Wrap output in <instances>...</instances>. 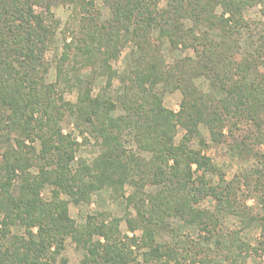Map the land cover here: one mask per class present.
I'll return each instance as SVG.
<instances>
[{
	"label": "trees",
	"instance_id": "trees-1",
	"mask_svg": "<svg viewBox=\"0 0 264 264\" xmlns=\"http://www.w3.org/2000/svg\"><path fill=\"white\" fill-rule=\"evenodd\" d=\"M70 2L75 0H0V264H69L63 257L68 238L85 250L79 264H245L251 246L223 226L221 214H239L231 196L243 179L250 184L252 176L227 183L211 157L191 149L188 138L176 144L175 137L179 126L198 135L201 122L209 124L217 142L226 137L225 129L233 135L239 122L248 127L245 138L234 139L232 147L255 155L258 175L251 181L249 197L259 195L264 208V71L258 61L263 57L264 62V43L263 50L258 49L263 55L238 58V38L247 28L244 12L264 5V0L109 1L108 21L99 23L91 13L87 22L81 19L79 60L85 63L83 70L91 67L110 81L117 78L122 96L118 101L93 96L82 87L85 78L79 74L76 105L62 102L46 82V53L60 26L51 9ZM162 2L166 4L160 8ZM217 6L224 10L221 16L215 13ZM35 7L44 13L37 14ZM89 7L86 12L92 3ZM186 21L191 23L188 28ZM154 32L174 48H194L198 59L165 65L152 50ZM129 43L138 58L134 67L119 74L111 62ZM199 77L213 80L216 96L195 86ZM159 85L182 90L178 114L163 107L155 93ZM119 109L122 115L111 116ZM66 114L75 116L85 141L88 132L102 148L93 161L80 159L76 169L72 164L80 144L63 132ZM125 133L151 157L139 158L126 150L120 139ZM33 166L38 173L30 171ZM149 184L157 187L155 194H145ZM126 185L135 189L130 197L137 218L130 221V230L142 229L141 236L122 235L116 223L89 224L77 231L63 195L78 203L103 187L123 191ZM46 186L52 187L50 200L42 196ZM207 198L216 202L215 211L200 207ZM170 219L205 235L199 241L176 239L177 232L168 227ZM12 228H23L26 235L9 240ZM166 232L174 234L172 243L164 240Z\"/></svg>",
	"mask_w": 264,
	"mask_h": 264
},
{
	"label": "rangeland",
	"instance_id": "rangeland-1",
	"mask_svg": "<svg viewBox=\"0 0 264 264\" xmlns=\"http://www.w3.org/2000/svg\"><path fill=\"white\" fill-rule=\"evenodd\" d=\"M109 1L112 0H75V2L60 4L51 9V13L54 15L55 19L60 22V26L56 31L53 46L46 53V62L49 69L46 82L55 87V96L57 98H62V102H67L71 105L77 104L79 97V74L81 77L83 76L85 78H81L83 80L82 87L84 90H92L93 96L104 94L111 97L114 101L116 99V101H118L122 96L121 93L118 92L121 90L120 88L122 85L117 78L110 81L107 76L98 75V72L95 73L89 66V68L83 70L85 63L79 60L80 22L83 21L81 19L83 18L87 22L90 19L89 14L91 13V17L97 18L99 23L108 21L112 17L111 7L108 4ZM89 3H92V9L91 11L89 10L90 12H86L90 9ZM165 4L166 3L162 2L160 8H163ZM35 11L37 14L44 13L41 7H35ZM215 13L221 16L224 10L221 6H217L215 8ZM243 17L247 24V28L242 31L238 38V58L243 56L251 57V55L256 58L259 56V53L263 55L261 51L258 52V49L261 48L263 50L261 45L264 43V5L249 7L244 12ZM185 25L188 28L191 23L186 21ZM204 31L202 28V32ZM151 37L154 43L152 45L153 52L160 53L165 65L169 67L177 66V64L182 65L184 62L183 60L187 58L194 60L198 59L197 52L194 48H188L186 50L181 49L180 46L174 48L175 46H173L169 40L157 39V32H154ZM66 44H71V47H67ZM158 47L160 51H156ZM199 51H202V48H200ZM65 54L67 55L66 58ZM137 58L138 52L135 45L129 43L122 50L118 59L111 62V67L119 74L123 73L134 67ZM262 59L263 57L258 60L260 61V71H264V62ZM80 71L81 73H79ZM194 84L203 94L216 96L218 93L213 87V80L208 77L196 78ZM155 93L161 99L164 108L175 114L181 111L183 92L179 87H165L159 85L155 88ZM59 103H61V101ZM120 115H122L120 109L111 114V116L114 117ZM74 117L75 116L66 114L61 122V127L64 134H70L72 139H75L80 144L76 154V160L72 164L76 169L80 159L91 162L98 156L102 148L99 140L97 141L93 136H90L88 132L85 133L88 140H84L79 129V122H77ZM262 121L264 124V117ZM247 128L239 122V126L233 130V135L229 134V131L225 129L224 134L226 137L224 139L221 138V140L217 142L213 139L209 124L206 122H201L199 124L198 135H191L187 133L186 129L179 126L176 132L175 143L178 144L183 138H188L189 147L211 157L227 183L234 181L238 177L242 178L245 175L252 176L255 182L257 181L256 177L258 175L255 172L258 168L255 155L244 152L241 154L236 148L233 149L232 147L235 144L234 139L242 141L245 138ZM120 139L122 146L137 157L146 159L151 157L150 153L141 152L138 149L136 143L129 137L128 133L121 135ZM27 145H30V143L27 142ZM34 146L38 151L41 150L40 141H36ZM2 152L3 150L0 147V163L2 162ZM30 171L36 174L38 173V168L33 166ZM213 178L215 183H217V177ZM252 179L250 178L248 181L250 184L247 183V180L243 179L241 185L235 187L236 189L233 192L235 193L234 196H231L233 201H235V206L239 214L225 212L221 214V220L223 226L227 230L238 232L242 240L249 243L251 246L249 258L245 264H264V208H262L261 204L257 201L259 195H252V198L249 197L252 193L249 192L253 185V182H251ZM19 184L17 180L14 184L15 188H18ZM134 190L135 189L130 185H126L123 191L103 187L98 192L88 195L87 198L78 203L75 201L73 202L70 196L63 195L62 198L69 201V214L75 223L77 231L86 230L89 224L99 226L103 223L109 225L116 223L122 235L133 237L134 235L141 236L143 233L140 228L136 229L134 232L130 230V221L137 218L136 208L130 197ZM144 192L146 195L155 194L157 192V187L149 184L145 187ZM42 196L45 200H50L52 196V187L46 186L42 191ZM253 197L255 199H253ZM243 206L248 210H242ZM200 207L204 210L213 212L215 211L216 202L212 198H207L200 204ZM250 215H252V218L255 220H252V218L249 217ZM2 218L3 215L0 211V219ZM249 218L251 220H249ZM168 227L170 230L177 232L176 236L178 237H176V239L189 238L190 241H199L201 237L205 235V233L199 229L186 226L180 219L168 220ZM11 231L9 240L16 235H26L23 228H12ZM164 236L165 239H163L170 243L175 239L174 234L171 232H166ZM97 239L103 240L99 236H95V240ZM254 248L258 249V252H256ZM84 256V248L79 246V243L74 239L68 238L63 257L69 264H79ZM200 257L202 260H206L203 254ZM140 260L142 261L141 256ZM197 264L204 263L199 262ZM208 264L230 263L224 260L223 262H209Z\"/></svg>",
	"mask_w": 264,
	"mask_h": 264
}]
</instances>
